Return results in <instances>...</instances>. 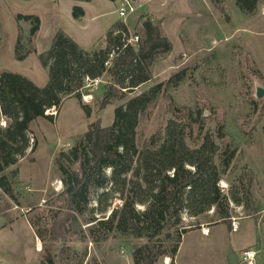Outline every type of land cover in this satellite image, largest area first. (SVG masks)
<instances>
[{"label": "rangeland", "instance_id": "1", "mask_svg": "<svg viewBox=\"0 0 264 264\" xmlns=\"http://www.w3.org/2000/svg\"><path fill=\"white\" fill-rule=\"evenodd\" d=\"M145 1L148 2L146 14H141L132 2L134 13L121 18L120 0H93L88 4L74 0H0V73L29 74L36 80L47 78V70L39 65L37 55L49 49L58 29L68 32L84 46L97 47L116 22H127L132 27L129 31L132 37L140 18L160 25L173 50L165 60L152 66L151 80L143 89L147 91L166 83L181 71L185 76L176 86H171L174 81L167 85L141 116L137 147L150 146L152 136L159 139L167 121L183 120L188 111L200 112L201 116L191 122L186 143L197 148L208 134L219 147V155L233 153L226 169L220 164V156L214 163L223 173L219 182L221 192L227 197L236 194L242 206L228 203L226 222L214 210L198 219L184 216L187 233L182 236L177 261L179 264H241L243 251L264 252V94L260 99L255 96L257 88L264 92V3L260 2L256 12L247 16L237 9L233 0H224L221 11L208 0H163L164 7L157 0ZM73 7L85 10L79 22L72 18ZM17 15L36 16L40 21L33 39L36 54L29 55L24 62L14 58L17 27L27 36L30 24H18ZM36 69H40L41 77L34 74ZM108 83L106 77L98 86L86 80L81 102L69 98L58 114L54 110L46 112L53 115L52 122L38 119L30 125V149L15 167L6 171L14 199L0 191V264L42 261L47 264L48 256L56 264H133L132 253L146 243L144 239L118 234L93 242L84 236L90 212L78 217L76 222H67L69 212L60 196L57 154L62 150L68 152L90 124L98 121L100 127H109L114 109L142 92L137 88L125 99L102 107L103 87ZM5 125L2 119L1 126ZM32 147L35 148L31 152ZM14 169L18 174L11 179L9 172ZM109 173L105 171L106 175ZM244 189L249 191L248 196L244 195ZM120 206L119 200H113L107 215ZM94 207L92 200L89 211ZM136 210L143 208L136 206ZM203 230L207 234L203 235ZM36 232L42 239L36 237ZM156 264H163V259ZM258 264H264V259L260 258Z\"/></svg>", "mask_w": 264, "mask_h": 264}, {"label": "trees", "instance_id": "2", "mask_svg": "<svg viewBox=\"0 0 264 264\" xmlns=\"http://www.w3.org/2000/svg\"><path fill=\"white\" fill-rule=\"evenodd\" d=\"M74 1L89 3L92 0ZM208 1L215 9L222 10L224 0ZM233 1L247 16L256 12L260 2L264 3V0ZM83 16L80 7H73L74 20ZM15 20L18 24H30L27 36L19 25L17 27L14 58L21 62L34 53L33 39L40 29V21L32 15H17ZM134 34L137 42L128 44L129 30L124 23L116 22L99 45L87 52L65 32L57 30L49 49L38 55L40 65L48 73L42 88L22 75L9 71L0 73V191L4 196L14 199L6 171L15 167L30 149V125L38 119L52 122L53 115L46 112L54 110L58 114L69 98L81 102L86 80L109 79L103 87L102 107L125 99L138 87L149 83L152 66L165 60L173 47L161 26L149 19L140 18ZM184 76L181 71L166 83L127 99L114 109L109 127H100L98 121L90 124L74 146L68 152L60 151L55 159L62 184L60 196L69 212L66 221L76 222L78 217L90 212L84 236L93 242L104 241L110 234L144 239L146 243L132 253L133 264H156L165 257L174 264L182 236L187 233L182 221L184 216L195 219L214 210L222 222H226L228 203L242 206L236 194L230 193L227 197L221 192L219 182L223 173L214 163L220 156V164L226 169L233 153L219 155V147L208 134L197 148H190L186 143L191 122L201 116L199 111H188L183 120L167 121L159 139L152 136L150 146L137 147L141 116L167 85L174 81L171 86H176ZM2 119L5 127L1 126ZM74 166L77 168L73 169ZM107 170L109 175L105 174ZM17 174V169L9 172L11 179ZM248 180L251 181L250 176ZM243 193L249 195L247 189ZM116 199L121 206L107 215ZM92 200L95 207L89 211ZM136 206L143 210L137 211ZM36 237L42 239L37 232ZM46 262L56 264L51 256Z\"/></svg>", "mask_w": 264, "mask_h": 264}, {"label": "built area", "instance_id": "3", "mask_svg": "<svg viewBox=\"0 0 264 264\" xmlns=\"http://www.w3.org/2000/svg\"><path fill=\"white\" fill-rule=\"evenodd\" d=\"M121 1V7L118 10V15L121 18H125L128 14H133L135 11V8L132 4V2H130L129 0H120ZM158 2H160V6L164 7L165 4L163 2V0H157ZM138 37H130L127 40L128 44H133L135 42H137ZM89 84L94 85V86H98L99 84H101V80L100 79H95V80H88ZM232 230H235V224L232 223L231 225ZM260 258L264 259V252H260L257 250H245L242 252L241 257H240V262L241 264H258V260ZM169 263V258H164L163 259V264H168Z\"/></svg>", "mask_w": 264, "mask_h": 264}, {"label": "crops", "instance_id": "4", "mask_svg": "<svg viewBox=\"0 0 264 264\" xmlns=\"http://www.w3.org/2000/svg\"><path fill=\"white\" fill-rule=\"evenodd\" d=\"M58 1H60V0H58ZM93 1V0H92ZM90 3V2H89ZM136 3V9L137 10H140V12H141V14H146V8H147V4H148V2L147 1H145V0H138V1H136L135 2ZM88 4V3H87ZM82 10H84V8H82V7H80ZM84 12V14H85V10L83 11ZM79 21H81V19L80 20H78L77 22H79ZM125 25H126V27H127V29L130 31L131 29H132V27L127 23V22H125ZM59 30V29H58ZM60 30H62V29H60ZM63 31V30H62ZM63 32H65L67 35H68V37L70 38V39H72L77 45H78V47L80 48V49H82L83 51H91V50H93V49H95V47L94 46H84L81 42H79L77 39H75V38H73L68 32H66V31H63ZM37 35V34H36ZM36 37V36H35ZM33 54H36V51H35V46H34V53ZM39 55V54H38ZM37 55V56H38ZM29 57V56H28ZM28 57L25 59V60H27L28 59ZM24 60V61H25ZM23 61V62H24ZM39 65H40V63H39ZM41 66V65H40ZM42 67V66H41ZM42 69H44L45 71L47 70V69H45V68H43L42 67ZM40 70V69H39ZM38 69H36L35 70V75H37V76H39V77H41V75H42V73H41V71H39ZM22 76H24V77H26V78H28L36 87H38V88H42V87H44L45 86V84H46V82H47V79H48V76H47V78L44 76V77H42V78H38L37 80L35 79V78H32L29 74H22ZM145 86H147V84H144V85H142V86H140V87H138V89H137V91H139V90H141L142 92H144V91H146V90H144L143 88H145ZM142 92H140V93H142ZM139 93V94H140ZM67 100H69V99H67ZM201 217V216H200ZM200 217H198V218H200ZM198 218H195V219H198ZM191 219H193V218H191ZM203 233H204V230H203ZM205 234H207V233H204L203 235H205ZM180 247V246H179ZM179 250V249H178ZM178 253V252H177ZM174 263L175 264H179V262L177 261V255H176V257H175V259H174Z\"/></svg>", "mask_w": 264, "mask_h": 264}, {"label": "water", "instance_id": "5", "mask_svg": "<svg viewBox=\"0 0 264 264\" xmlns=\"http://www.w3.org/2000/svg\"><path fill=\"white\" fill-rule=\"evenodd\" d=\"M263 94H264V92L261 89H259V88L256 89L255 96L257 99H260L263 96Z\"/></svg>", "mask_w": 264, "mask_h": 264}, {"label": "bare ground", "instance_id": "6", "mask_svg": "<svg viewBox=\"0 0 264 264\" xmlns=\"http://www.w3.org/2000/svg\"><path fill=\"white\" fill-rule=\"evenodd\" d=\"M204 233H207V231H206V230H204Z\"/></svg>", "mask_w": 264, "mask_h": 264}]
</instances>
